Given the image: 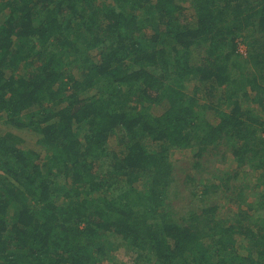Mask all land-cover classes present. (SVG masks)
<instances>
[{
	"label": "trees",
	"instance_id": "16d2710c",
	"mask_svg": "<svg viewBox=\"0 0 264 264\" xmlns=\"http://www.w3.org/2000/svg\"><path fill=\"white\" fill-rule=\"evenodd\" d=\"M182 2L0 0V264H264V0Z\"/></svg>",
	"mask_w": 264,
	"mask_h": 264
},
{
	"label": "rangeland",
	"instance_id": "374dc122",
	"mask_svg": "<svg viewBox=\"0 0 264 264\" xmlns=\"http://www.w3.org/2000/svg\"><path fill=\"white\" fill-rule=\"evenodd\" d=\"M182 4H184L185 10L187 11V13L190 15L192 13V10L190 9L189 2H185V0H183ZM239 42L240 46H242L243 48H245L246 53H243V57H245L247 55V50H248V45L247 43H245L241 38H239ZM97 50H92L91 54H96ZM242 53V51L240 52ZM75 72H77V68L74 69ZM208 85L207 84H203L202 85V93L201 97L203 98L204 101L210 102L211 104H215L217 102V100L220 98V96L225 92V88L218 86L217 89H215L214 91H210V89H208ZM157 113H161L163 108L156 105V109ZM24 119L27 120V117L24 116ZM0 135H4L7 139L8 145H13L16 147H21V148H30L31 145H33L34 148H37L38 144V137L37 134L32 131L30 129V127H16L10 123H8L4 117V115L0 116ZM111 142H113V140L111 139ZM112 145L114 146L115 143L113 142ZM113 148V147H112ZM41 154V158L42 160L44 159V154L46 153V150H40L39 151ZM195 152H197V148L193 147V148H175L172 149L170 152V158L171 161L176 165V169H177V176L178 178H181L185 176V173L183 174V172L185 171V169H190L191 172H195V169H193L191 167V158L194 157ZM216 165V164H214ZM237 166V163L232 164L230 161L226 162V163H219L217 162L216 167H222V168H231L232 166ZM143 182V179H142ZM142 182L139 183V187L142 185ZM182 188H184L186 191L189 193V188H187V186H182ZM221 202H224L223 200ZM241 242H244L247 245V242L242 239V236H238V244H240ZM242 252L245 253V249H242ZM111 257L112 260H123L126 263L132 264V262L134 261L135 258V253L131 252L125 248H118L112 251L111 253Z\"/></svg>",
	"mask_w": 264,
	"mask_h": 264
},
{
	"label": "built area",
	"instance_id": "2783aa9c",
	"mask_svg": "<svg viewBox=\"0 0 264 264\" xmlns=\"http://www.w3.org/2000/svg\"><path fill=\"white\" fill-rule=\"evenodd\" d=\"M242 45V44H241ZM240 51H242V53H246L245 48H243L242 46H240Z\"/></svg>",
	"mask_w": 264,
	"mask_h": 264
}]
</instances>
